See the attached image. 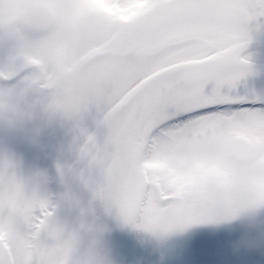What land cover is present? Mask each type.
<instances>
[{"label":"snow or ice","instance_id":"snow-or-ice-1","mask_svg":"<svg viewBox=\"0 0 264 264\" xmlns=\"http://www.w3.org/2000/svg\"><path fill=\"white\" fill-rule=\"evenodd\" d=\"M258 17L264 0H66L54 23L0 41V79L32 70L26 88L76 123L81 178L109 208L160 201L184 225L215 223L264 198V93L240 94L234 56L235 33ZM93 109L102 143L80 127Z\"/></svg>","mask_w":264,"mask_h":264},{"label":"clouds","instance_id":"clouds-1","mask_svg":"<svg viewBox=\"0 0 264 264\" xmlns=\"http://www.w3.org/2000/svg\"><path fill=\"white\" fill-rule=\"evenodd\" d=\"M66 0H0V41L54 23ZM234 56L244 79L264 81V30L248 25L234 35ZM117 227L141 244L161 248L184 234V225L166 203L151 201L115 217ZM229 224L239 233L228 242L233 254L264 251V198L234 202L214 224ZM112 227L89 209L65 215L61 203L39 173H25L19 162L0 153V264H119L109 236Z\"/></svg>","mask_w":264,"mask_h":264},{"label":"flooded vegetation","instance_id":"flooded-vegetation-1","mask_svg":"<svg viewBox=\"0 0 264 264\" xmlns=\"http://www.w3.org/2000/svg\"><path fill=\"white\" fill-rule=\"evenodd\" d=\"M46 91H48V90H46ZM22 99L23 100L20 103V107L22 108L23 111H27L26 105H27V99L28 98L25 97V95H23ZM23 117L24 118L22 119V121L24 123H28V120L25 118L26 117V112L23 114ZM87 117H88V115L86 114L85 117L83 118V120H85ZM83 120L80 123V127L84 126L83 125ZM71 125L73 126L72 127V131L75 132V134L80 133V130L76 126V123L74 121H72V120H71ZM78 139H79L78 137L75 138L74 136H71L70 139L68 137H66V138H62L61 137L59 141H57L55 139L51 143V148H50L51 150H50V153H49L48 156L53 158L57 162L58 154L61 151H64L65 154L70 155V158H73L74 157L73 152L75 150H73L72 148H76V149L80 148V146L76 142ZM21 140H22L21 148H22L23 152L31 153V151H32V148H31V145H30L31 141L28 138L24 137L23 134L20 136V142H21ZM38 151L41 152L42 148H40ZM78 155L79 156L76 159L72 160L71 165H81L86 160V158H81L80 153Z\"/></svg>","mask_w":264,"mask_h":264},{"label":"bare ground","instance_id":"bare-ground-1","mask_svg":"<svg viewBox=\"0 0 264 264\" xmlns=\"http://www.w3.org/2000/svg\"><path fill=\"white\" fill-rule=\"evenodd\" d=\"M242 83L244 85H247L253 89H256L262 93H264V86H262L260 84L259 81L257 80H253V79H245L242 81ZM113 216H112V220H111V223H112V241L114 242V249H119L122 245V236H121V230H119L117 227H115V223H116V220H115V217L117 215V211L115 208H113ZM132 245H131V248H130V252L126 258V263L125 264H136V261L135 259L137 258V251H136V243H137V240L135 239V237L132 235Z\"/></svg>","mask_w":264,"mask_h":264},{"label":"water","instance_id":"water-1","mask_svg":"<svg viewBox=\"0 0 264 264\" xmlns=\"http://www.w3.org/2000/svg\"><path fill=\"white\" fill-rule=\"evenodd\" d=\"M264 83V81H262ZM110 209L107 205L105 207V219L104 222L107 223L109 226H111L110 223V218H111V213H110ZM123 232V240H122V246L118 249L114 251V247H113V242H112V232L109 236V244L113 253V256L115 257V259L119 262V264L123 263V260L125 258V255L127 253V248H128V244L129 241L126 237L127 232L122 231Z\"/></svg>","mask_w":264,"mask_h":264},{"label":"rangeland","instance_id":"rangeland-1","mask_svg":"<svg viewBox=\"0 0 264 264\" xmlns=\"http://www.w3.org/2000/svg\"><path fill=\"white\" fill-rule=\"evenodd\" d=\"M1 90H3V89H1ZM4 91V90H3ZM227 227H229V228H231L230 226H229V224H227ZM235 238H236V236H235ZM235 238L234 237H232L231 238V236H230V234H228V240L227 241H225L224 243H226V244H224V247H226L225 249H224V251L223 252H219L218 253V256L220 257V258H223L224 256H227V257H237V254H233L232 253V251L230 250V248L227 246L228 245V242L229 241H232V240H235ZM174 239H177V237L175 236V237H173L172 239H170L171 241H174ZM153 245H150V244H142V246H141V251H142V253L144 252V250H149L150 252H151V256L152 257H150L149 259L150 260H153L154 259V255L152 254V250L151 249H153ZM260 251H254L253 253H255L256 255H258L259 257H261L262 255V253H259ZM140 261V260H139ZM142 261H143V264H148L147 263V260H145V257H142ZM141 262V261H140ZM140 262H138V263H140ZM156 264H159V260H155L154 261ZM243 262H245L246 263V261L244 260ZM150 263L152 264V262L150 261ZM154 263V264H155ZM222 263H223V261H222ZM220 264V263H219Z\"/></svg>","mask_w":264,"mask_h":264}]
</instances>
